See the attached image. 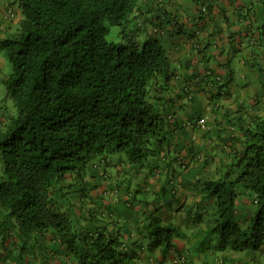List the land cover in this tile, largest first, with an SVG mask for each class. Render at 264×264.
I'll return each instance as SVG.
<instances>
[{
    "label": "trees",
    "instance_id": "trees-1",
    "mask_svg": "<svg viewBox=\"0 0 264 264\" xmlns=\"http://www.w3.org/2000/svg\"><path fill=\"white\" fill-rule=\"evenodd\" d=\"M14 2L18 29L0 41L11 66L5 97L16 110L0 136V255L54 252L50 241L77 264H141L122 252L116 233L77 227L61 200L95 157L123 152L141 168L170 147L177 127L164 100L173 74L162 42L152 35L141 45L106 40L109 26L138 16L140 0ZM239 135L242 148L205 182L218 214L206 235L223 255L264 243V116ZM236 187L251 192L255 206L243 223L234 218ZM148 231V250L163 255L178 235L152 215Z\"/></svg>",
    "mask_w": 264,
    "mask_h": 264
},
{
    "label": "crops",
    "instance_id": "crops-1",
    "mask_svg": "<svg viewBox=\"0 0 264 264\" xmlns=\"http://www.w3.org/2000/svg\"><path fill=\"white\" fill-rule=\"evenodd\" d=\"M188 2L189 0H140L138 16L152 11L154 4H167L170 8L174 7L176 8L175 14L178 12L177 8L184 12L193 11V14L185 19L189 21L186 31L191 28V33L187 35L188 38L182 36L184 27H182L181 17L183 16L173 17L166 28V32L168 31L171 35L175 33L176 36L170 48L163 47L170 72L173 74L171 87L164 101L172 111L170 122L173 121L177 127L170 138L175 147V154L182 155L195 163L198 162L200 165L198 169L203 174L202 180L208 181V179L219 178V173L224 169L223 163L229 162L236 151L242 148V142L238 141V138H241L239 131L253 126L257 117L264 116V0H209V7L203 3V0H194L195 3L190 6ZM20 19L21 14L14 0H0L1 39L17 31L18 26L15 28V25ZM179 21H182L181 26ZM144 31L148 38L151 34L158 33L160 28L154 27L150 31L146 28ZM161 33L164 34L163 31ZM1 77L2 82L5 77L2 79ZM198 117L206 120L204 125L197 122ZM6 121L7 118H0L2 126ZM195 132H197L196 135ZM185 133L187 135L184 137ZM178 142L183 143L182 148ZM211 143L215 146L211 147ZM217 149H220L223 155L219 166L215 161ZM194 150L198 153L201 151L206 153L201 161L200 156L193 153ZM104 162L108 169L102 175L107 173V176H104L102 186H95L96 191L103 187L108 188L110 185L107 182L116 174L109 170L111 164L107 159ZM158 163L159 161L153 158L143 166L144 169L148 167L151 172L149 167L152 165L154 173L151 176V184L157 187L168 179H174L176 183L178 180L181 181L184 171L190 167V161L185 162V168H170L171 164L166 163L168 169H162ZM117 167L116 164L112 165V168H116L120 173ZM197 177L193 178L191 187L194 181L200 180V177ZM78 180L80 179L74 178L75 182ZM91 180L92 176L86 170L81 180L83 182L82 191L78 199L74 201L70 214H73L75 210L77 215H80L83 207L92 208L91 201L89 202L84 197L88 194L85 191L89 188L88 184ZM74 185L73 183L72 186ZM178 185L181 188L180 182ZM93 188L89 189L92 195L96 192L92 190ZM126 189L131 191L129 186H126ZM118 190V188L115 191L104 189V192L112 193L115 197L119 194ZM182 196L184 199L187 198L182 193L180 199ZM134 203L137 206L140 205L135 201L128 205L132 207ZM243 203L245 201L240 200L238 207ZM155 214L151 211L148 218L150 215L156 216ZM198 217L204 227L207 224L204 228L206 232L208 220L202 218L203 214ZM237 220L240 223L245 222L244 219ZM161 221L165 225L172 223V220L161 219ZM122 228L123 232H115V228L100 224L93 230H88L92 232L107 230L112 234L116 233L121 242L122 252L127 255H136L141 264H180L177 258L184 255H187V264H209L207 253L213 256L214 264H264V243L258 251L223 255L221 252L207 251L203 248L199 251L200 253H193L191 249L194 242H179L176 236L173 248L170 250L180 252V255L175 257L174 255H163L159 250L149 252L147 247L148 222L142 227L137 225L131 227L127 224ZM194 229L196 226L193 223L186 226L190 235L193 234ZM209 237L205 234L200 243ZM48 246L55 251L49 253L43 249L44 252L38 254L30 249L22 253H19V250L12 251V253L2 251L0 264H77L70 259L64 247H59L50 241Z\"/></svg>",
    "mask_w": 264,
    "mask_h": 264
},
{
    "label": "rangeland",
    "instance_id": "rangeland-1",
    "mask_svg": "<svg viewBox=\"0 0 264 264\" xmlns=\"http://www.w3.org/2000/svg\"><path fill=\"white\" fill-rule=\"evenodd\" d=\"M188 3L190 6V4L192 5L195 2L194 0H189ZM149 7L150 6L148 5V8ZM175 10L176 8H170L167 4H154L152 11L143 13L140 16L132 15L131 19L122 26H109L106 40L116 45L130 46L134 43L141 45L147 39L144 30L147 28L150 31L152 28L157 27L160 28V31L151 35L160 39L163 47L168 49L172 45V42L175 41L176 36L175 33L171 35L168 31L166 32V28L169 26L173 17L180 18V16H183L181 18L183 21L182 27H184L183 32L185 34L183 33L182 36L187 37V35L191 33V28L186 31L189 21L187 22L185 19L186 17H190V15L193 14V11L186 10L184 12L180 8H177L178 12L175 14ZM182 21H179L180 26ZM17 26L18 24L16 23L15 28H17ZM162 31L164 34L161 33ZM2 40L4 39H1L0 41ZM10 71L11 66L7 56L3 50H0L1 79L7 77ZM5 96L6 89L0 80V118H3L4 116L8 119L16 115V110L13 101L11 99H6ZM3 131H5V128L3 129L2 126L0 136ZM196 134L197 132H195V135ZM186 135L187 134L185 133L184 137ZM178 143L182 148L183 143ZM152 146L154 147L155 143H153ZM214 146L215 145L211 143V147ZM175 153V147L171 143L170 147L165 146L163 148V151L156 157V159L159 161L158 165L162 169H168L166 163L171 164L169 166L170 168H185L181 163L185 164L186 161H190V167L188 170L184 171V176L181 178V181L178 180L176 183L174 179H168L160 185L158 184L159 186L157 187L156 185L151 184V176L154 173L152 171V165L149 167L151 172L148 167L144 169V167L139 168L133 166L127 163L125 153L120 152L107 157V161L111 164L109 170L114 171L116 174L107 182L110 186L108 188H100L99 191H96L95 186H102L101 183H103V178L104 176H107V173L106 175H102V173L108 169V166H105L106 164L104 161L98 160V157L93 158L86 167L92 176V180L88 184L89 188L85 191L88 192V194H85L84 196L89 202L91 201L92 208L86 209L83 207L80 210V215H77V212L74 210L73 214H71V218L76 226L87 230H93L98 225L103 224L109 228H115V232H123L122 227H125L127 224L131 227L135 225L142 227L144 223H149L148 214L153 211L158 218L172 220L171 225L175 226L178 230L177 239L179 242H194L191 249L193 253H200L199 251L203 248H206L207 251H214L212 247L215 243V239L212 235H209L210 237L207 238V240L205 239L200 243V240L206 234L204 228L207 227V224L204 227L198 216L203 214L204 217L202 218L208 220V227L211 226L218 216L216 198L210 196V190H206L207 187L205 186V182L207 181L202 180L203 174L201 173V170L198 169V166L200 167L198 162L195 163L193 160H189L182 155L177 156ZM193 153L200 156V161L206 155L204 151L198 153L194 150ZM221 156H223L221 150L217 149L215 161L218 166L221 163ZM113 164L118 165L117 168L120 170V173L117 172L116 168H112ZM223 168L225 167L223 166ZM197 176L200 177V180L194 181L193 186L191 187L193 178L195 179ZM179 182L181 188L178 185ZM126 186L131 187V191L126 189ZM90 187H94L92 189L93 191H96L94 195L90 193ZM82 188L83 182L78 180L74 186L71 185L66 189V191H71L66 192L61 200L65 210L71 212L72 201L74 202L78 199L79 194L81 193L78 190H81ZM117 188L119 189L117 191L119 194H116L115 197L112 193L107 191L104 192V189H113L115 191ZM236 189V198L238 199V202L236 203L237 209H235L234 218L237 222H239L237 219L249 221V219L255 214V206L252 203L253 196L249 191L241 190L239 187H236ZM147 190H149V192H147ZM182 193L187 196L186 199H184V196L180 199ZM154 197L156 198L154 199ZM240 200H244L245 203L238 207ZM133 201H135L136 204H140V208L135 205V203L132 207L128 205V203L131 204ZM191 223L196 226L192 235L186 230V226L191 225ZM167 255L178 257L180 252L169 251ZM207 255V262L209 264H214L213 256L209 253H207Z\"/></svg>",
    "mask_w": 264,
    "mask_h": 264
},
{
    "label": "clouds",
    "instance_id": "clouds-1",
    "mask_svg": "<svg viewBox=\"0 0 264 264\" xmlns=\"http://www.w3.org/2000/svg\"><path fill=\"white\" fill-rule=\"evenodd\" d=\"M178 259V262L180 263V264H187L188 263V260H187V257L184 255V256H182V257H179V258H177Z\"/></svg>",
    "mask_w": 264,
    "mask_h": 264
},
{
    "label": "built area",
    "instance_id": "built-area-1",
    "mask_svg": "<svg viewBox=\"0 0 264 264\" xmlns=\"http://www.w3.org/2000/svg\"><path fill=\"white\" fill-rule=\"evenodd\" d=\"M198 123H199L200 125H204V123H205V119H200Z\"/></svg>",
    "mask_w": 264,
    "mask_h": 264
}]
</instances>
